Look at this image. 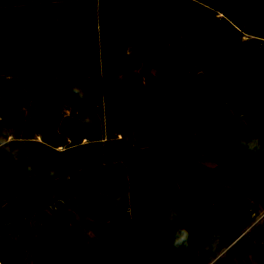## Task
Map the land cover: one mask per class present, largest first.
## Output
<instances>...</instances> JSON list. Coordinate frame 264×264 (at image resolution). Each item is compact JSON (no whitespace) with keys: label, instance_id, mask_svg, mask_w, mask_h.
Masks as SVG:
<instances>
[{"label":"rangeland","instance_id":"rangeland-1","mask_svg":"<svg viewBox=\"0 0 264 264\" xmlns=\"http://www.w3.org/2000/svg\"><path fill=\"white\" fill-rule=\"evenodd\" d=\"M237 136L264 143V0H0V264H209L213 236L264 264Z\"/></svg>","mask_w":264,"mask_h":264},{"label":"clouds","instance_id":"clouds-1","mask_svg":"<svg viewBox=\"0 0 264 264\" xmlns=\"http://www.w3.org/2000/svg\"><path fill=\"white\" fill-rule=\"evenodd\" d=\"M55 23L58 27H64L62 21L59 18H56ZM57 77L51 76L49 82L54 83ZM71 91L76 94L80 99L84 98V93L81 89L73 87ZM237 145L244 149L249 156H259L264 159V143H262L260 137H241L237 136L236 138ZM132 192L127 191L120 194L114 202V206L119 210L125 200L130 201L132 199ZM182 212H180L176 207H169L163 211L157 213L154 217V222L157 225H166L167 228L172 229L170 234L169 247L173 250H183L190 247V242L192 240L191 232L184 227H179L177 221L182 219ZM142 218L138 223H142ZM214 252L215 255L209 257V264H219L220 259L222 258L220 253L223 252L222 247H218L215 243L214 236L209 240L208 245Z\"/></svg>","mask_w":264,"mask_h":264}]
</instances>
